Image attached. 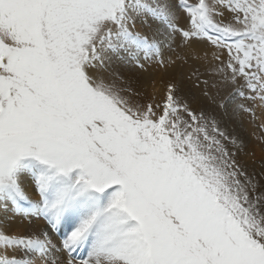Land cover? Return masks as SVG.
<instances>
[{
	"label": "snow or ice",
	"instance_id": "snow-or-ice-1",
	"mask_svg": "<svg viewBox=\"0 0 264 264\" xmlns=\"http://www.w3.org/2000/svg\"><path fill=\"white\" fill-rule=\"evenodd\" d=\"M177 38L211 111L118 70ZM245 117L264 133V0H0V264H264Z\"/></svg>",
	"mask_w": 264,
	"mask_h": 264
},
{
	"label": "rangeland",
	"instance_id": "rangeland-1",
	"mask_svg": "<svg viewBox=\"0 0 264 264\" xmlns=\"http://www.w3.org/2000/svg\"><path fill=\"white\" fill-rule=\"evenodd\" d=\"M180 41L177 38V47L174 51H165L163 55L164 63H146L143 69L137 68L135 66L131 67H120L118 70L121 74L128 80L132 87L144 94V99H150L155 95L156 97H162L165 93L166 87L170 82H175L180 85L182 94L190 99L196 101V106L198 108H203L206 111H211L215 108L210 97H206L201 93V85L198 87L197 76L205 71V61L203 58H195L190 50L179 46ZM155 75V76H154ZM156 79V86L152 88L146 82V77H150V80L154 77ZM137 77V81L134 79ZM201 79L204 76H200ZM211 79V78H210ZM215 93L216 90L211 91ZM226 95V94H225ZM221 93L217 96V100L221 97ZM223 97V96H222ZM259 121L256 123H251L247 117L241 120H233L229 122L228 127L230 131H234L243 141L244 144L238 153V158L245 166V168L251 166L253 171H259L257 166L264 169V160L261 164L252 162L246 163L244 159H248L249 151L251 146L248 140H253L258 136H262L261 140L264 139V133L261 132L260 128L257 126ZM250 127L254 128L256 131L250 133ZM258 160V159H257ZM255 161V160H253ZM260 161V160H259ZM262 178V177H259ZM264 190V188H263ZM19 225V221H9L8 228L9 231H15Z\"/></svg>",
	"mask_w": 264,
	"mask_h": 264
},
{
	"label": "bare ground",
	"instance_id": "bare-ground-1",
	"mask_svg": "<svg viewBox=\"0 0 264 264\" xmlns=\"http://www.w3.org/2000/svg\"><path fill=\"white\" fill-rule=\"evenodd\" d=\"M155 76V75H154ZM154 76H151V77H154ZM146 82L149 86H151L152 88H154L156 86V79L157 77H154L153 79L150 80V77H146ZM156 78V79H155ZM134 79L137 81V77H134ZM202 89H203V85H201V93H202ZM211 91H214L215 89H209ZM226 94V91H221V96H224ZM193 101V107L194 108H198L196 106V101L194 99H191ZM250 130L251 132L250 133H253L254 131H256L254 128L250 127ZM259 135V134H258ZM256 138H254L253 140H248L250 146H251V149L249 151V155L247 157H249L247 159V163H251L252 162H255V163H258L261 164L264 160V155H263V152H262V149H261V143L262 141L264 140H261V138H263L261 135L258 136ZM258 159V160H257ZM255 160V161H253ZM260 160V161H259ZM258 161V162H257ZM257 168L259 169V171H253V169L251 168V166L248 167L247 169V172L250 173L251 175H254V176H257V173H261L264 175V169L257 166Z\"/></svg>",
	"mask_w": 264,
	"mask_h": 264
},
{
	"label": "crops",
	"instance_id": "crops-1",
	"mask_svg": "<svg viewBox=\"0 0 264 264\" xmlns=\"http://www.w3.org/2000/svg\"><path fill=\"white\" fill-rule=\"evenodd\" d=\"M261 149H262V152H263V155H264V140L261 143ZM238 158H240V157H238ZM244 160H245V162L247 161V159H244ZM247 169H248V167L246 168V170ZM259 177H262V178H259ZM255 178L260 182V189L263 190V188H264V175L261 174V173H257V176H255Z\"/></svg>",
	"mask_w": 264,
	"mask_h": 264
}]
</instances>
